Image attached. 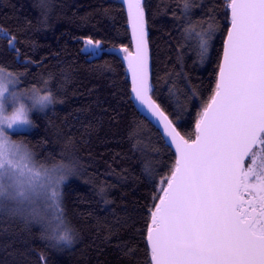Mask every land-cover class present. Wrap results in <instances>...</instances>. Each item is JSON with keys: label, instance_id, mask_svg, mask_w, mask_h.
I'll use <instances>...</instances> for the list:
<instances>
[{"label": "trees", "instance_id": "trees-1", "mask_svg": "<svg viewBox=\"0 0 264 264\" xmlns=\"http://www.w3.org/2000/svg\"><path fill=\"white\" fill-rule=\"evenodd\" d=\"M188 2L185 13L183 0H142L153 96L193 139L196 114L215 86L229 17L226 0ZM209 25L212 38L201 61L185 29L205 32ZM0 29V67L19 77L20 91L50 89L56 101L45 112H32L31 129L10 137L38 164L75 169L63 186L62 207L77 233L71 247L43 239L54 211L43 200L31 206L34 215L0 212V264H41L40 254L46 264H149L148 209L158 194L156 181L174 163V149L137 110L125 60L113 52L83 51L89 38L101 49L132 50L123 2L0 0ZM3 33L15 37L16 50Z\"/></svg>", "mask_w": 264, "mask_h": 264}, {"label": "snow or ice", "instance_id": "snow-or-ice-1", "mask_svg": "<svg viewBox=\"0 0 264 264\" xmlns=\"http://www.w3.org/2000/svg\"><path fill=\"white\" fill-rule=\"evenodd\" d=\"M126 3L135 51H121L131 91L175 155L169 174L156 181L158 194L148 209L149 264H264V0H226L229 28L222 59L212 94L196 114L191 141L152 98L143 3ZM189 8L183 0L185 13ZM185 33L195 39L203 61L211 25L205 32L186 28ZM3 38L16 50L14 36L3 33ZM84 45L90 56L103 51L98 40L86 39ZM18 84V76L0 67V212L34 215L31 206L43 200L54 214L42 238L54 241L53 247H71L77 233L66 219L62 189L75 169L38 164L9 134L33 127L26 108L45 112L56 101L50 89L22 92ZM145 172L151 176L148 165ZM39 259L46 264L42 254Z\"/></svg>", "mask_w": 264, "mask_h": 264}, {"label": "water", "instance_id": "water-1", "mask_svg": "<svg viewBox=\"0 0 264 264\" xmlns=\"http://www.w3.org/2000/svg\"><path fill=\"white\" fill-rule=\"evenodd\" d=\"M125 6V9H126V12H127V16H128V26H129V29H130V34H131V40H132V52L135 51V41L133 39V35H132V28H131V23H130V18H129V14H128V10H127V3H126V0H121ZM146 29H147V26H146ZM227 36V34H226ZM226 36H225V39L224 41L226 40ZM147 42H148V32H147ZM223 46H224V43H223ZM102 52L100 54H102L104 51H107V52H113V53H117L120 55V57L123 59V56L125 55L124 53H122L117 47H109V48H102ZM148 56H149V71H150V74H151V83L153 85V92L151 93L152 95V98L153 100L156 101V99L154 98L153 96V93H154V90H155V86H154V83H153V64H152V53H151V48L149 46V42H148ZM221 59H222V56H221ZM125 60V59H124ZM126 64H127V61L125 60ZM221 62V61H220ZM129 71V70H128ZM129 76H130V82H131V73L129 71ZM132 87V85H131ZM132 92V91H131ZM132 99H133V102L137 108V110L140 112L141 115L145 116L150 122H152L153 124H155L154 121H152V117L145 111H143L141 108H140V105L138 104V102L134 99V93H132ZM156 103H158L156 101ZM159 104V103H158ZM162 108V107H161ZM163 110V108H162ZM164 111V110H163ZM165 112V111H164ZM166 115H168L166 112H165ZM169 116V115H168ZM169 119L170 116H169ZM172 120V119H171ZM174 123V122H173ZM175 125V123H174ZM176 126V125H175ZM157 128V127H156ZM177 130L181 133V131L178 129V127L176 126ZM158 129V128H157ZM181 135H183L181 133ZM184 136V135H183ZM185 137V136H184ZM185 139H188L185 137ZM194 139V138H193ZM165 140V139H164ZM189 141H191L192 139H188ZM166 142V141H165ZM174 149V148H173ZM149 246V245H148ZM149 249H150V246H149Z\"/></svg>", "mask_w": 264, "mask_h": 264}, {"label": "clouds", "instance_id": "clouds-1", "mask_svg": "<svg viewBox=\"0 0 264 264\" xmlns=\"http://www.w3.org/2000/svg\"><path fill=\"white\" fill-rule=\"evenodd\" d=\"M25 112H26V117H27V119L30 120V121H32V120H31L32 110L26 108V109H25Z\"/></svg>", "mask_w": 264, "mask_h": 264}, {"label": "rangeland", "instance_id": "rangeland-1", "mask_svg": "<svg viewBox=\"0 0 264 264\" xmlns=\"http://www.w3.org/2000/svg\"><path fill=\"white\" fill-rule=\"evenodd\" d=\"M31 120H32V114H31ZM18 130H25V129H17L16 131H18ZM27 130H29V129H27ZM11 133H13L12 131H9V134H11ZM11 138V137H10ZM11 140L12 141H14V142H16V143H18V144H21L20 142H18V141H15V140H13L12 138H11ZM52 216H53V214H54V211L53 210H51V213H50Z\"/></svg>", "mask_w": 264, "mask_h": 264}, {"label": "flooded vegetation", "instance_id": "flooded-vegetation-1", "mask_svg": "<svg viewBox=\"0 0 264 264\" xmlns=\"http://www.w3.org/2000/svg\"><path fill=\"white\" fill-rule=\"evenodd\" d=\"M246 167L249 166L248 161L245 162Z\"/></svg>", "mask_w": 264, "mask_h": 264}]
</instances>
